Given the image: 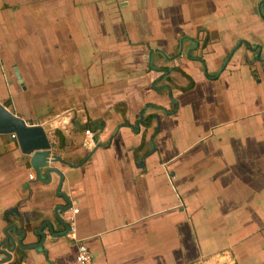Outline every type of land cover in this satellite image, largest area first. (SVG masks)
<instances>
[{"label": "crops", "instance_id": "1", "mask_svg": "<svg viewBox=\"0 0 264 264\" xmlns=\"http://www.w3.org/2000/svg\"><path fill=\"white\" fill-rule=\"evenodd\" d=\"M0 106L42 128L77 210L75 240L0 264H75L77 242L89 264H264V0H0ZM9 135L0 241L13 223L36 245L57 176L36 182Z\"/></svg>", "mask_w": 264, "mask_h": 264}, {"label": "water", "instance_id": "2", "mask_svg": "<svg viewBox=\"0 0 264 264\" xmlns=\"http://www.w3.org/2000/svg\"><path fill=\"white\" fill-rule=\"evenodd\" d=\"M0 134L14 135L20 152L30 159L29 164L33 169L36 182L48 184L50 182V174L53 173L57 176L54 195L63 201L62 205H56L52 208L48 219H45L38 227L33 229V235L38 238L36 245H21L25 232L16 230V226L13 223H9L4 227L0 241V256L1 258L9 259L10 254L16 251L36 249L37 247L41 249L45 235L52 239L65 238L68 226L61 216L70 209L71 205L65 195L59 192L62 182L60 172L49 166V164L54 162L62 163V160L50 154V145L42 128L26 126L22 120L0 106ZM140 165L142 166V161ZM62 228L64 230L59 232Z\"/></svg>", "mask_w": 264, "mask_h": 264}, {"label": "trees", "instance_id": "3", "mask_svg": "<svg viewBox=\"0 0 264 264\" xmlns=\"http://www.w3.org/2000/svg\"><path fill=\"white\" fill-rule=\"evenodd\" d=\"M189 58H190V56H189ZM173 70V69H172ZM206 76H208V75H206ZM166 82H168V80L166 79L165 80ZM190 85H191V82H189L188 83V85L185 87V88H181L180 90L181 91H184V90H187V89H189V87H190ZM154 88H156L155 87V84H154ZM164 88H165V90H166V88L169 90V87L166 85V86H162L161 88H156V90H164ZM170 104H171V107H170V109L168 110V111H164V110H162V109H160V108H157V107H154V106H152V105H145L143 108H142V111L140 110V116H138L137 117V119H136V123H135V125H128V124H123V125H121V126H127V127H129V128H131L132 130H136L137 128V125H140V126H142V127H145V126H147V124H148V122H149V120H150V116H148V115H145V116H142L141 114H143V112H145L147 109H153V110H157V111H159V112H162V113H164V114H170V113H173V111H174V109H175V107H176V104L173 102V101H171L170 102ZM152 117H153V115H152ZM137 124V125H136ZM90 127H89V124H85V125H83L82 126V129L83 130H88ZM100 128H102V122L100 121V122H96L95 123V125H94V130H99ZM92 129V128H91ZM54 133H55V135L56 136H58V141H60L61 140V136L59 135V133L57 132V131H54ZM141 143H140V145H139V148L138 149H140L141 148Z\"/></svg>", "mask_w": 264, "mask_h": 264}, {"label": "built area", "instance_id": "4", "mask_svg": "<svg viewBox=\"0 0 264 264\" xmlns=\"http://www.w3.org/2000/svg\"><path fill=\"white\" fill-rule=\"evenodd\" d=\"M179 55V54H178ZM84 135L85 137H87L89 139V141L92 140V134L89 130H84ZM9 137L11 139H14V135L10 134ZM28 177L31 179L32 176L28 175ZM71 211V214L74 215L76 214L77 210L73 209L70 207L69 209ZM71 217L68 216L66 218V222H67V226H68V232L65 235V237L69 240H75V236H74V230L71 227V225L69 224ZM92 256L91 253L89 251V249L87 248V246L81 242H77L76 246H75V253H74V263L75 264H89L91 262Z\"/></svg>", "mask_w": 264, "mask_h": 264}, {"label": "rangeland", "instance_id": "5", "mask_svg": "<svg viewBox=\"0 0 264 264\" xmlns=\"http://www.w3.org/2000/svg\"><path fill=\"white\" fill-rule=\"evenodd\" d=\"M53 134L55 136V133H53ZM53 134H52V136H53ZM52 140H53V138H52ZM53 149L56 150V152H58L57 150H59V147L55 145V147ZM204 228H206V227H204ZM221 255H225V253H221ZM227 256H228V260H226V261H228L230 264H237L236 261L233 259V257L230 254H227Z\"/></svg>", "mask_w": 264, "mask_h": 264}]
</instances>
